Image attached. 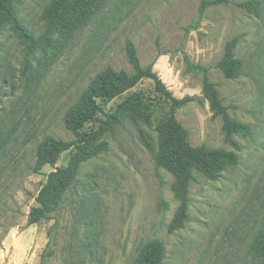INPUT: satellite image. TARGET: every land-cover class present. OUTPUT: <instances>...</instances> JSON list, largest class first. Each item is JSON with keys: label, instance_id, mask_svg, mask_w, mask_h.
Segmentation results:
<instances>
[{"label": "rangeland", "instance_id": "obj_1", "mask_svg": "<svg viewBox=\"0 0 264 264\" xmlns=\"http://www.w3.org/2000/svg\"><path fill=\"white\" fill-rule=\"evenodd\" d=\"M49 1L15 3L33 43L10 25L0 30V264H132L151 240L164 245L162 264H264V255L250 249L264 222V0L257 14L236 5L246 0H227L201 15L200 0H104L67 39L41 19ZM234 36L242 67L228 79L216 64ZM127 40L141 66L151 65L174 97L193 98L176 112L190 144L234 151L237 164L217 179L194 172L189 219L169 232L179 205L171 189L174 176L155 164L156 131L125 116L104 135L107 150L82 164L60 207L28 225L53 169L33 170L39 144L47 136L73 138L64 114L95 74L107 66L132 72ZM202 68L228 116L252 127L248 136L233 135L237 150L225 141L222 117L202 94ZM137 92L159 110L153 80L145 78L101 102L86 130H96L106 112ZM68 157L62 153L56 166L66 165Z\"/></svg>", "mask_w": 264, "mask_h": 264}, {"label": "trees", "instance_id": "obj_2", "mask_svg": "<svg viewBox=\"0 0 264 264\" xmlns=\"http://www.w3.org/2000/svg\"><path fill=\"white\" fill-rule=\"evenodd\" d=\"M16 1L0 0V30L5 25H10L23 41L33 43L32 33L17 15ZM103 2L104 0H50L41 13V19L50 24L63 39H67L85 24ZM218 3H227V0H200V15L208 6ZM261 4L260 0H246L236 5L257 14ZM237 43V36L228 40L223 56L216 64L223 76L228 79L237 77L242 67L241 60L234 55ZM124 49L132 72L116 70L111 66L105 67L94 75L77 101L66 110L64 124L73 138L64 140L47 136L39 144L33 170L38 172L47 165L53 169L47 173L36 195V205L28 213V225L48 219L50 214L60 207L65 193L78 180L82 164L107 150L104 135L107 132L112 133L116 126L121 125L125 116L141 121L156 131L155 164L174 176L171 189L175 198L179 200V205L169 223V232L182 228L189 219L188 186L194 179V172H199L208 179H217L226 167L237 164L238 159L234 151L190 144L188 131L177 120L176 112L193 98L174 97L152 71L151 65L141 66L132 41L127 40ZM202 70H204L202 94L208 100L213 114L222 117L225 141L237 150L239 146L233 141V135L239 133L248 136L252 133V127L228 116L226 108L220 102L215 84L210 81L206 70L203 68ZM145 78L153 80L154 91L158 94L159 110L154 109L141 92H137L124 98L113 111L106 112V118L96 130H86V124L96 119L101 112V102L120 97ZM64 152L69 153L68 161L66 165L58 167L56 163ZM250 249L255 255H264V222L254 236ZM52 253L50 251L46 256L49 257ZM164 255L163 243L151 240L143 246L132 264H162Z\"/></svg>", "mask_w": 264, "mask_h": 264}]
</instances>
